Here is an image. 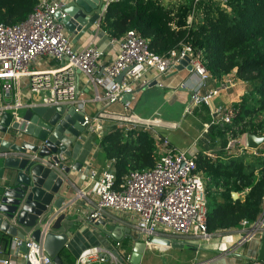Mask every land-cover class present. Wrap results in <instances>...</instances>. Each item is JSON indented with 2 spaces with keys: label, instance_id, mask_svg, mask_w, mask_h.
Returning a JSON list of instances; mask_svg holds the SVG:
<instances>
[{
  "label": "built area",
  "instance_id": "built-area-1",
  "mask_svg": "<svg viewBox=\"0 0 264 264\" xmlns=\"http://www.w3.org/2000/svg\"><path fill=\"white\" fill-rule=\"evenodd\" d=\"M113 1L119 0H107L103 15ZM198 1L201 0H196ZM215 1L227 7L230 0ZM64 4L53 0H37L33 12L23 22L0 23V79L3 92L15 90L22 77H29L31 91L44 92L41 97L42 104L76 105L78 110L83 111L86 100L81 96L78 87V70L86 77L88 84L94 87V100L105 99L108 104H113L122 101L125 94L134 95L138 86L148 85L151 82L147 79L149 73L154 72L158 77L168 75L177 70L182 60H187L188 65L192 67L190 71L201 78V82L190 93V103L186 109L188 112H193L198 106L212 104L221 89L233 86V81L228 79L222 81L221 87L205 91L207 80L212 76L205 66L202 51L195 50L191 44H184L181 49H174L162 55L151 49L148 38L137 30L130 29L122 38L111 39V43H119V50L117 57L103 66L104 78L110 79L112 84L102 96L99 87L104 84V79L98 76V72L106 54L105 49L94 42L80 50L73 47L61 21L67 16L66 12L62 10L60 18L57 17ZM100 23L101 21L97 24ZM42 55L61 61L62 65L45 72L32 71L31 65ZM123 72L125 76L119 83L116 78ZM130 103L131 101L126 104L127 108ZM21 106L19 100L5 105L0 101V112L15 110L14 113L17 114V109ZM233 113V108L225 105L213 110V114L220 118L218 121L223 123H230ZM107 118L118 120L121 127H126L127 123L147 128L157 126L156 123L143 122V119H139L141 117L111 115L107 110L98 112L94 117L85 114L82 124L88 126L89 132L99 133L104 131V120ZM210 125L211 123L207 128ZM160 148V156L155 166L132 170L119 184L112 162L101 170H91L89 178L95 183L97 202L95 208L87 215V223L104 219L107 210L126 214L135 219V232L148 247L154 245L152 240L155 238L183 241L186 237H210L207 225V178L197 171V154L172 145L167 137H164ZM227 152L229 155L263 157L264 144L260 148H250L246 134L229 136ZM242 225L252 226L242 241L250 239L259 230L264 232V198L258 218L252 223L243 220ZM22 242L23 239L14 237L11 251L19 249ZM116 244L117 247L121 246V242ZM26 246L28 251L24 253L25 261L31 264L53 263V258L45 251L43 242L28 238ZM130 259L131 254H128L127 264H131ZM111 260L116 264L120 263L116 252L90 246L81 252L76 264H107ZM0 264L25 262H17L5 255L3 246L0 245Z\"/></svg>",
  "mask_w": 264,
  "mask_h": 264
},
{
  "label": "trees",
  "instance_id": "trees-1",
  "mask_svg": "<svg viewBox=\"0 0 264 264\" xmlns=\"http://www.w3.org/2000/svg\"><path fill=\"white\" fill-rule=\"evenodd\" d=\"M36 4L37 0H0V23L23 22ZM101 27L117 39L135 29L162 55L191 44L202 51L213 78L222 79L237 69V77L248 83L247 94L231 106V122L223 123L216 116L199 139L211 149L219 140L217 157L202 151L196 164L207 178L208 230L240 227L243 220L254 222L262 211L264 158L229 155L227 144L229 136L264 134V0H230L227 7L215 0H179L169 6L163 0H119L108 5ZM127 126L112 125L100 137L102 157L112 162L117 184L132 170L155 166L164 140L154 127ZM244 191L243 200L234 198V193ZM12 241L11 235H0L5 253L11 252ZM60 255L75 264L66 249Z\"/></svg>",
  "mask_w": 264,
  "mask_h": 264
},
{
  "label": "crops",
  "instance_id": "crops-1",
  "mask_svg": "<svg viewBox=\"0 0 264 264\" xmlns=\"http://www.w3.org/2000/svg\"><path fill=\"white\" fill-rule=\"evenodd\" d=\"M53 1L66 3L70 0ZM104 3L106 4L107 0H104ZM66 31L76 50L84 48L91 42L105 49L106 54L102 60V67L98 72V76L104 79V84L99 87V93L104 96L112 81L104 78L105 71L103 66L117 57L119 43H111L112 37L101 27V23L100 25L97 23L93 25L79 38L67 29ZM61 65V61L48 55H42L31 65V69L35 72H45L56 69ZM236 71L237 69L222 79L213 77L208 79L205 91L221 87L222 81L228 79L233 81V86L221 89L212 104L198 106L193 112H188L186 109L190 103V93L201 82V78L187 68L160 77L154 72L149 73L147 79L151 80V82L146 86H138L136 88L129 108L122 101L108 104L105 99L94 100V87L88 84L86 77L79 70L76 77L79 90L82 93L81 96L86 100L83 110L86 115L94 117L98 112L107 110L111 115L141 117L139 119H143V122L156 123L157 126L155 128L164 137H167L172 145L197 155L204 151L206 154H211L213 158H216V151L221 148V142L218 140L214 149H211L201 145L199 139L209 130L210 126L207 128V125L215 121L214 108L220 105L232 106L234 103L241 101L247 94L248 83L239 79ZM154 82L158 84L150 87ZM43 94L44 92L35 93L31 91L29 77H22L17 88L11 92H3L0 79V101L3 105L7 103L13 104L15 100L16 102L19 100L22 104L21 108H25L36 102L41 103ZM14 111L11 110V112ZM163 113L169 116L163 117ZM0 114L2 113L0 112ZM118 123L120 122L114 118L105 119L104 131ZM102 134L87 131L72 144V157L65 162L72 166L77 165L78 162L82 164L80 170L71 168L70 174L65 177L67 183L63 184L61 190V193L68 197L66 205L72 203L70 206V219L62 222L63 229L67 228L72 231L65 249L77 262L79 255L84 249L90 246H99L116 252L119 255V264H127L126 256L131 254V245L133 243L127 236L128 228L131 229L132 233L137 234L135 232V219L114 210H107L103 219L106 224L101 223L98 225L86 222L87 215L95 208L97 202V196L94 193L95 183L90 181V172L93 168L101 170L111 163V161H106L102 157L100 145ZM62 175L64 176V173ZM246 194V191L237 193V198L243 200ZM57 213L60 214V210ZM65 213L68 214L67 211ZM57 216V214L54 215L53 220ZM251 228L252 226L248 227L241 224L240 227L210 232V237L206 239L186 237L183 241L188 243V246L182 249H174L177 254L173 258L175 262L183 261L184 264H264V232L259 230L250 239L242 241L243 236L250 232ZM3 233L0 231V235ZM117 242H121L120 247H117ZM146 252L142 264H147L145 263ZM4 254L17 262H26L24 252L21 250L17 249L9 253L4 252ZM64 263L69 264V261H64ZM91 264L101 263L94 262ZM107 264L116 263L111 260Z\"/></svg>",
  "mask_w": 264,
  "mask_h": 264
},
{
  "label": "water",
  "instance_id": "water-1",
  "mask_svg": "<svg viewBox=\"0 0 264 264\" xmlns=\"http://www.w3.org/2000/svg\"><path fill=\"white\" fill-rule=\"evenodd\" d=\"M62 10L67 16L61 21L79 38L102 20L105 3L104 0H70L57 17L60 18ZM185 68L192 69L187 60H182L176 71ZM124 76L125 72L116 81L121 83ZM157 84L154 82L150 87ZM133 97V93L125 94L122 102L127 104ZM84 116L76 105L39 102L18 108L17 114L11 111L0 114V231L23 239L18 250L24 253L28 251L26 239L43 242L45 251L53 258L52 264H65L60 254L72 233L62 226L63 221L70 219L72 203L66 205L68 197L61 190L71 168L81 169L80 162L73 166L65 162L72 157V144L88 131V126L82 124ZM246 140L248 147L260 148L264 134L247 133ZM233 195L237 199V193ZM101 223L106 221L96 222ZM127 236L133 242L130 263L142 264L147 243L129 228ZM152 242L180 249L188 246L185 241L168 239L155 238Z\"/></svg>",
  "mask_w": 264,
  "mask_h": 264
},
{
  "label": "rangeland",
  "instance_id": "rangeland-1",
  "mask_svg": "<svg viewBox=\"0 0 264 264\" xmlns=\"http://www.w3.org/2000/svg\"><path fill=\"white\" fill-rule=\"evenodd\" d=\"M165 4L172 5L179 0H163ZM242 80V79H241ZM163 117H167L166 113H163ZM177 249L175 247H167V246H158L152 245L146 252L145 263L147 264H184L183 261L175 262L174 257H176ZM179 250V249H178Z\"/></svg>",
  "mask_w": 264,
  "mask_h": 264
}]
</instances>
